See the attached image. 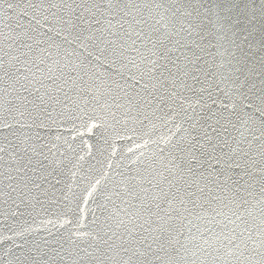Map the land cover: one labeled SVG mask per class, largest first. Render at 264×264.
I'll use <instances>...</instances> for the list:
<instances>
[{
  "label": "snow or ice",
  "instance_id": "6c2138e0",
  "mask_svg": "<svg viewBox=\"0 0 264 264\" xmlns=\"http://www.w3.org/2000/svg\"><path fill=\"white\" fill-rule=\"evenodd\" d=\"M208 11L0 0V201L13 218L0 264H264V52L224 25L214 45ZM76 121L97 135L86 154L76 135L36 131L82 136ZM93 147L100 168L84 170ZM45 203L75 217L56 246L25 235L21 218Z\"/></svg>",
  "mask_w": 264,
  "mask_h": 264
},
{
  "label": "water",
  "instance_id": "95a60500",
  "mask_svg": "<svg viewBox=\"0 0 264 264\" xmlns=\"http://www.w3.org/2000/svg\"><path fill=\"white\" fill-rule=\"evenodd\" d=\"M198 3H202L204 5V9H208L207 16L205 17V25L207 30L213 33L212 43L215 45L217 43L216 37L222 35L220 31V25H224L225 27H232V30L237 33V40L239 42V38L246 35L247 32H251V35L248 36V40L245 41V51H247V43H251L256 46L258 49L257 56L260 53L264 52V0H196ZM203 10V9H202ZM250 21V22H249ZM220 44L224 45L221 47L219 51H224L227 47L225 41H219ZM211 51L216 53L217 48H211ZM257 56H254L255 60ZM220 57L217 55V62H219ZM80 121H76L75 125L79 129L80 132L83 133L82 136L77 135L71 131L72 124L62 125L59 129L53 127L52 129H44V130H36L43 137L48 135L52 138V143H57L54 137L57 133L61 135V137L67 136L69 140L72 139L74 135H76L75 145H79L81 149H83L80 154H86L88 151V145L95 146L97 143V135L88 133L86 129L79 128ZM96 132L102 131V129L94 130ZM110 131V130H109ZM5 132V130L0 129V133ZM167 133V128H160L157 130L156 135L159 136L161 133ZM86 141L87 144H82L81 141ZM139 142V141H138ZM63 145V139L59 142ZM118 146H123L125 144L124 141L117 140ZM131 145V142H127ZM74 145V146H75ZM61 151H66V146L61 148ZM79 151V149H78ZM93 153L96 155V159H92V157L85 155V161L83 163V169H88L89 165H95L97 169L100 168V165L97 164V160L103 159L98 154L95 153V147H93ZM59 157V153H57ZM63 159V157H59ZM114 159H119L117 156ZM75 162V161H73ZM47 163V161H45ZM106 167V162H105ZM94 176H98V172L92 173ZM63 179V177H61ZM79 182V176L77 177ZM70 182V181H69ZM83 187V185H81ZM57 189H62L64 192L67 191V188L64 187L63 184L56 185ZM74 192L79 193L80 188L74 187ZM62 192H57L56 197H61ZM43 199V198H42ZM63 203L61 202L60 206ZM74 206V205H73ZM83 206V204H82ZM87 207L92 208L95 207L94 204H89ZM9 205L0 201V259H6L2 254L4 250L12 244V241L8 240L7 237L12 235L11 232L8 231V226L12 223V217L10 214L6 217L4 213L8 212ZM31 210V209H29ZM38 213V214H37ZM58 204L57 203H45L43 209L37 205V212L33 213V216H25L21 219H26L28 221V227L33 229L34 231L31 233H26L28 240L31 241L34 237L37 239L44 238L49 241L50 244L56 246V241L61 236H67L69 230L75 231L74 224H63V221L67 219H75L71 214L68 217L59 216ZM92 219L91 213L88 212L85 214L86 222H90ZM51 220L52 223H48ZM18 231L21 229H17ZM88 227L81 228V231H88ZM24 240L21 237H16V243H23Z\"/></svg>",
  "mask_w": 264,
  "mask_h": 264
}]
</instances>
